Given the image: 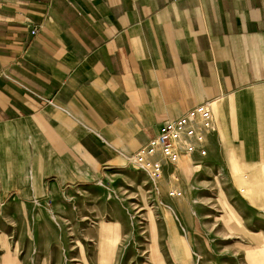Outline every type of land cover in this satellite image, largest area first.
I'll return each instance as SVG.
<instances>
[{"label":"crops","instance_id":"1","mask_svg":"<svg viewBox=\"0 0 264 264\" xmlns=\"http://www.w3.org/2000/svg\"><path fill=\"white\" fill-rule=\"evenodd\" d=\"M202 103L207 154L264 165V0H0L4 187L117 166Z\"/></svg>","mask_w":264,"mask_h":264},{"label":"rangeland","instance_id":"2","mask_svg":"<svg viewBox=\"0 0 264 264\" xmlns=\"http://www.w3.org/2000/svg\"><path fill=\"white\" fill-rule=\"evenodd\" d=\"M215 150L181 157L177 180L124 159L36 193L1 181L0 264H264V165Z\"/></svg>","mask_w":264,"mask_h":264},{"label":"built area","instance_id":"3","mask_svg":"<svg viewBox=\"0 0 264 264\" xmlns=\"http://www.w3.org/2000/svg\"><path fill=\"white\" fill-rule=\"evenodd\" d=\"M214 130L209 104H198L178 118L165 122L156 135L132 152L126 160L152 180L160 179L169 169L170 175L177 180L175 166L178 160L181 157H204L207 138ZM169 194L179 195V191L170 190Z\"/></svg>","mask_w":264,"mask_h":264},{"label":"bare ground","instance_id":"4","mask_svg":"<svg viewBox=\"0 0 264 264\" xmlns=\"http://www.w3.org/2000/svg\"><path fill=\"white\" fill-rule=\"evenodd\" d=\"M212 113V112H211ZM212 119H213V116H212Z\"/></svg>","mask_w":264,"mask_h":264}]
</instances>
